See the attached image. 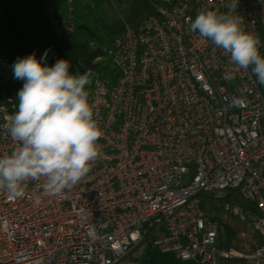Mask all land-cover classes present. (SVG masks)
<instances>
[{"label": "built area", "instance_id": "built-area-1", "mask_svg": "<svg viewBox=\"0 0 264 264\" xmlns=\"http://www.w3.org/2000/svg\"><path fill=\"white\" fill-rule=\"evenodd\" d=\"M77 0H47L57 33L74 30ZM161 0L104 48L112 76L95 71L86 86L103 135L99 159L70 190L44 192L29 180L20 197L0 192V264H135L146 232L162 251L199 264L242 259L264 264V84L251 68L224 78L230 54L190 23L205 10L236 14L264 55V0ZM0 53V90L12 71ZM0 126L18 99L0 103ZM17 145L0 127V157ZM225 202L259 236L251 250L218 242L219 225L202 197ZM146 222L144 228L142 223Z\"/></svg>", "mask_w": 264, "mask_h": 264}, {"label": "clouds", "instance_id": "clouds-1", "mask_svg": "<svg viewBox=\"0 0 264 264\" xmlns=\"http://www.w3.org/2000/svg\"><path fill=\"white\" fill-rule=\"evenodd\" d=\"M239 0H232L235 10ZM243 19L236 14L201 11L190 23L189 31L198 32L213 45L230 54L231 67L224 78L231 80L240 70L251 68L264 84V56L260 40L246 32ZM48 50L37 59L32 53L12 65L14 79L23 80L18 91V110L7 115L0 126L17 145L0 157V192L20 197L29 180L43 181L44 192L62 194L81 181L99 159L97 141L103 132L94 119L86 86L92 83V71L73 74L70 62L58 59L54 65L43 63ZM0 111H4L0 107Z\"/></svg>", "mask_w": 264, "mask_h": 264}, {"label": "trees", "instance_id": "trees-1", "mask_svg": "<svg viewBox=\"0 0 264 264\" xmlns=\"http://www.w3.org/2000/svg\"><path fill=\"white\" fill-rule=\"evenodd\" d=\"M64 0H58L63 6ZM111 0H77L75 5L74 30L57 33L47 20L44 7L47 0H0V53L10 61L11 67L17 58L32 53L40 59L48 50L47 59L43 61L52 66L58 59H66L73 74H83L89 69L112 76L106 48L113 38L123 31L125 24L135 25L139 20L150 14L155 4L161 0H130L120 8L123 0H116L122 16L110 17L106 3ZM23 80L14 79L13 70L8 81L0 90V103L8 98H17L18 91L23 87ZM220 201L219 205L209 204L210 199ZM231 192H223L202 197V206L218 222V242L227 247L245 250L240 232L241 226L232 225L221 216L225 202L230 204L239 201L243 209H249L247 202ZM244 200V199H243ZM250 225V223H249ZM250 228L252 229L251 225ZM144 245L140 251H133L130 260L135 264H199L195 260H181L170 251H162L157 242L159 233L146 232ZM249 247L253 249L257 245Z\"/></svg>", "mask_w": 264, "mask_h": 264}, {"label": "rangeland", "instance_id": "rangeland-1", "mask_svg": "<svg viewBox=\"0 0 264 264\" xmlns=\"http://www.w3.org/2000/svg\"><path fill=\"white\" fill-rule=\"evenodd\" d=\"M129 1L130 0H123L120 8L122 9V7H125ZM106 9H108L110 17H119V16L121 17L122 16L121 9L118 8L116 0H111V1L107 2L106 3ZM262 56H264V55H262ZM222 194H223V192H221V190H220V192H218V195L221 196ZM241 200L243 202H246L243 199H241ZM210 202L211 203H209V204H211V205L212 204L219 205V203H220V201H218L217 199H213V198L210 199ZM234 204L241 207L238 200H236L231 205L234 206ZM221 216L224 219H227L232 225H238V226L242 227L241 229H244V232H240L239 236H240V238L243 239L245 250H248L249 247H251V245L252 246L254 245L255 234H254L253 230L250 228L249 222L245 218H243L239 215H236V214L234 215L229 210H226L223 208L221 209ZM223 264H249V263L245 260L236 258V259H231L229 261H223Z\"/></svg>", "mask_w": 264, "mask_h": 264}, {"label": "crops", "instance_id": "crops-1", "mask_svg": "<svg viewBox=\"0 0 264 264\" xmlns=\"http://www.w3.org/2000/svg\"><path fill=\"white\" fill-rule=\"evenodd\" d=\"M252 230H253V228H252ZM253 232H254V234H255V241H257V243H258V241H259V236L257 235V233L253 230Z\"/></svg>", "mask_w": 264, "mask_h": 264}, {"label": "water", "instance_id": "water-1", "mask_svg": "<svg viewBox=\"0 0 264 264\" xmlns=\"http://www.w3.org/2000/svg\"><path fill=\"white\" fill-rule=\"evenodd\" d=\"M142 226L145 228L147 226V223L146 222H143L142 223Z\"/></svg>", "mask_w": 264, "mask_h": 264}]
</instances>
